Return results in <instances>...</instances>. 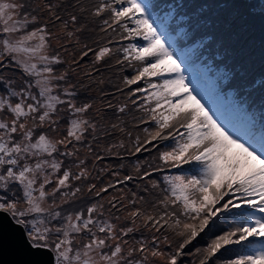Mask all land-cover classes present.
<instances>
[{"label": "snow or ice", "instance_id": "1", "mask_svg": "<svg viewBox=\"0 0 264 264\" xmlns=\"http://www.w3.org/2000/svg\"><path fill=\"white\" fill-rule=\"evenodd\" d=\"M162 10L152 0H99L91 11L83 0H0V216L23 231L33 253L48 254L47 264H183L187 246L224 214H231L226 219L235 227L216 235L202 250L196 249L198 264H212L222 250L242 243L247 245L244 254L217 260V264H264V119L257 126L247 117L241 127L204 102L185 74L167 26L160 23ZM105 13L106 28L101 31L119 28L124 33L120 39L143 41L120 49L123 58L117 60L135 69L124 83L137 85L130 89L132 95L147 94L140 110L155 125L144 129L143 140L137 136L132 141L135 152L171 138L175 145L159 155L164 166L199 165L198 174L164 177L166 194L157 201L164 210L156 215L137 207L146 196L135 192L128 201L131 211L123 203L125 196L108 200V217L99 199L86 207L74 206L85 195L101 198L115 187L83 184L90 172L80 156L81 148L99 161L103 157L93 145L114 132H125L122 121L105 119L106 109L96 108L90 117L94 104L78 99V87L88 85L70 82V75L89 53L94 55L93 65L111 55L109 47L94 50L87 42L92 21ZM41 14L46 17L43 22ZM164 15L167 19L173 11ZM60 35L79 46L75 54L64 48L69 60L51 50V40H59ZM65 64L68 67L60 70ZM141 81L146 87L138 86ZM260 91L264 92V82ZM237 110L244 113L243 105ZM118 111L124 113L125 107ZM140 123L147 121L141 118ZM115 147L123 148V141L110 145L109 155H119L113 152ZM152 171L140 175L136 169L141 180ZM132 179L125 175L118 183ZM156 187L152 182L143 191L150 194ZM121 209L131 226L113 222L121 219ZM137 221L145 229L164 233L169 249L173 245L167 232L173 233L178 238L174 250L162 251L156 235L129 246L125 237L140 230ZM31 264L45 262L37 259Z\"/></svg>", "mask_w": 264, "mask_h": 264}, {"label": "trees", "instance_id": "2", "mask_svg": "<svg viewBox=\"0 0 264 264\" xmlns=\"http://www.w3.org/2000/svg\"><path fill=\"white\" fill-rule=\"evenodd\" d=\"M95 1L96 0H83V3L91 11L93 10V3ZM217 4H220V6L211 9ZM254 8H258V0H213L209 7L204 6L202 13H200L203 18L196 22V27L193 31L187 30L188 28L185 27L186 25L180 26L179 19L177 22L174 19L160 18V23L167 26L168 35L171 37V41H173L174 49L179 53L192 54L194 51L193 49H198V52L202 49L212 51V53H206L200 56L204 57L203 64H199L197 61L195 66L202 67L190 74V78L193 80L194 86L201 88L199 91L200 95L204 96L207 93L212 94L213 99L208 101V105L212 107L214 111H217L224 120L236 123L241 127L247 124V117L254 119L257 126H259L260 121L264 119V92L260 91V84L264 82V71L258 72L256 70L253 72L254 69L258 68L255 67V65L247 72L241 71L242 68L250 67L254 62L253 57L247 60V54L243 52L244 49L249 47L250 41L260 40L264 42V15L259 11L252 12L251 9ZM248 13L250 14L248 17L253 24V29L258 27L263 29V33L258 39L252 37L250 40H246L241 44L240 39L234 36V31L216 28V25H218L217 22H219L222 27L224 20L229 17V20H231H228L226 24V26L229 27L228 25L231 24V22H239L238 18L245 17ZM60 14L62 16L64 15L63 13ZM205 14H207L206 17ZM254 14H257L256 23L253 18ZM41 18L45 19L46 17L44 14H41ZM103 19L105 18L102 16L99 17L96 22L93 23L92 21V25L96 26V28L93 30L92 34L91 32L88 33L89 38L87 42L92 44L90 46L94 48L100 47L105 38L116 34L108 30L101 31V28H106L102 23ZM240 24L241 23L238 25ZM203 26H205V28H203ZM50 30L56 31V29H52L51 26ZM220 30H223L224 34L220 35ZM172 36L174 37L172 38ZM64 38L66 37L60 35L59 40L53 39L51 41V47L58 45ZM110 45L111 41L106 43V46L110 47ZM67 46L70 47L67 49V51H70L69 53L75 54L79 51V46L76 45L74 41H69ZM55 51H61L60 54L65 60L70 59L64 50L56 49L53 52ZM258 51L264 52V47L259 48ZM220 55H224V58L220 59ZM90 56L89 53L88 57L81 61L80 67L76 68L75 73L70 75V82L79 84L80 81H83L85 85H88L87 89L78 87V99L80 102H84L88 98L96 100L101 96L100 90L106 89L108 97L103 101V104L105 106L108 104L112 105L111 114H115L119 122H123L120 126L125 129L124 133L118 131L114 132L112 135L101 139L98 144L93 145L94 151L103 157L101 160L97 161L94 156L88 155L85 148H81L80 152V155L86 158V167L90 172L88 182L95 183L98 187L106 186L109 183L115 185V187L109 189L106 194L102 193L101 198H96L94 195L92 196L94 202L99 199V202L104 204L105 214L109 215V205L107 201L113 197L119 199L121 196H132L134 192L137 193V196L145 195L143 189L146 185L148 186L149 181L151 184L155 182L162 192V189H164L167 183L163 181L164 178L162 177L161 170L152 171L153 169H158L157 162L154 163L153 160L149 159L153 149L156 147L147 146V151L142 150L139 153L135 152V146L132 141L137 136L143 140L147 136L144 129H153L154 124L149 120L146 113L143 114V112L139 111V108L128 104V100L127 102L124 101L128 98L125 94V89L128 85H125L124 78L130 74H125L120 67L113 68L112 65L109 64L93 65L92 61L94 58ZM194 58L197 57L194 56L192 60ZM59 67L60 70H64L68 65L65 64ZM72 67H75V65ZM128 70L131 71V68ZM88 72L92 73L91 77L85 76V73ZM92 81L95 82L93 83ZM101 81L103 83H100ZM238 105H243L244 113L237 110ZM120 107H125L124 113L118 111ZM141 118L147 121V123H140ZM128 132H131V137L127 135ZM121 141H123L124 147H115L113 149V152L119 153V155H109L106 149L110 145H119ZM137 167L140 169V175L146 170L152 171V175L144 180L139 179L136 172ZM125 175H131L133 179L123 184L118 183V181L123 180ZM138 180L141 182H137ZM80 202L81 207L87 206L84 204V199L80 200L74 206L77 207ZM123 203L129 206L126 199L123 200ZM153 204H157V202L150 199V203L148 204L138 202L137 207L153 215L163 212V207L158 204L154 211L152 207ZM129 209L131 208H128V210ZM112 214L116 215L117 213L113 210ZM230 215L231 214H224L217 218L215 223L207 229L205 233H202L197 240L187 246L185 249L186 255L182 258L184 264H187L188 261L194 262L191 261L190 255L187 254L191 252V249L199 246H206L216 235L228 230V225L230 226V224L226 217ZM113 222L118 223V221L115 220ZM129 224V226H131V223ZM142 234H146L145 231H142ZM151 234L152 233H150V235ZM163 235L164 233L161 235L162 238ZM167 235L173 243L174 234L167 232ZM162 243H164L163 239L161 245ZM243 249H247V245L244 243L228 246L218 254L212 264H217V260H221L220 255L237 257V254L239 256V250ZM193 256H195V253Z\"/></svg>", "mask_w": 264, "mask_h": 264}, {"label": "rangeland", "instance_id": "3", "mask_svg": "<svg viewBox=\"0 0 264 264\" xmlns=\"http://www.w3.org/2000/svg\"><path fill=\"white\" fill-rule=\"evenodd\" d=\"M212 1L213 0H202V1L201 0H152V2L158 3L162 6L163 10L160 13V18H162L163 16L165 17L164 13L171 10V11H173V14L175 16L180 17V19L178 18L179 23H180L179 25L180 26L186 25L185 27L188 28L187 30H189V31H193L195 29L196 22L198 20H200L201 18H203L200 15V13H202L204 6L209 7L210 4L212 3ZM98 3H99V0H96L93 3V6L98 4ZM166 5H173V6L179 5V7L173 8V9H168L167 7H164ZM219 6H220V4H217L214 7H212L211 9H215L216 7H219ZM251 11L252 12L259 11L260 13H262L264 15V0H258V8L251 9ZM174 15H172L171 17H169L167 19H172V20H173V18L175 19ZM248 15H250V14L248 13L245 17L238 18L239 22H237V23H235L234 21L231 22V24L228 25L229 27L226 26V24L229 20V17H228L222 23V27L220 26V23L217 22L218 25H216V28H218V29L222 28V29L227 30V31H234V36L238 37L240 39L241 44L246 40H250L252 37H256L258 39L262 35L263 29L259 28V27L256 29H253V24H252L251 20L249 19ZM206 16H207V14H205V17ZM103 17L105 19H107L108 14L107 13L103 14ZM253 18H254V22L256 23L257 22V14H254ZM97 19L98 18H95L93 20V23L96 22ZM42 22H43V18H42ZM239 23H241V24L238 25ZM90 28H91V34H92V32H93V30H95L96 26H93L91 23ZM203 28H205V26H203ZM108 31L112 32V33L115 32L116 34L113 36H109V37L105 38L103 44L100 47L106 46V43L111 41L110 47L109 46H107V47H109L112 50V52H111L110 56L105 57V59L97 65L109 64V65H112L113 68H119L120 67V69H122L125 72V74H130L127 77H131L132 75L135 74V69L133 67H129L127 64H117V60L123 58V52L119 51V50L122 49L123 47H126L130 42L142 44L143 41L139 40V39L134 40V41H128V40L120 39V37L122 35H124V33L119 28H116L115 31L108 29ZM219 33H220V35H222V34H224V31L220 30ZM68 43H69V40L64 38L63 40L60 41V43L58 45L52 46L51 50L52 51H54L56 49L64 50V48L69 49L70 47L67 46ZM90 45H92V44H90ZM100 47H96V48L93 47V49L98 50ZM262 47H264L263 41H260V40L250 41L249 47L244 49L243 52L245 54H247L246 55L247 60L253 57L254 62L250 67L242 68L241 69L242 72H247L254 65H255V67H258V68L254 69L253 72H255L256 70L258 72H260L262 70L264 71V58H263L264 52L258 51V49L262 48ZM193 50L194 51L192 54L191 53H182V54H179L178 56L180 57L183 64L190 66L192 70L196 71L197 67H194V64L197 61L199 64H203L204 57H200V56L202 54L212 53V51L202 49L200 52H198V49L197 50L193 49ZM69 52L70 51H68V53ZM90 55H91L90 57L94 58L93 53H90ZM194 56H196L198 58V60H197V58H194L192 60V58ZM219 58L220 59L224 58V55H220ZM129 68H131L132 72L130 70H128ZM185 74H187V73H185ZM138 86L143 88V87H146V84L143 81H141V82H138ZM136 87H137V85H128V87L125 89L126 90L125 94L128 96V98L124 101L127 102V100H128V102H129L128 104L133 106L134 104L132 103V101L135 100L136 104L134 106L139 108V110H140V105L143 103V98L147 94L146 93H136L135 95H132L130 92V89L134 91ZM100 93H101L100 98H98L96 100H94V99L92 100L90 98L85 100V101H90L94 104L93 110L88 115L90 117H93L95 114L96 108H101L102 110L106 109V111H104L105 119L109 120L111 122H114V123H118L119 120L116 117V115L111 114L112 108H106V106L103 104V101L108 97V95L106 94L107 90L102 89V90H100ZM102 93H103V95H102ZM178 138L179 137H177V139ZM154 143L156 144V148L153 149V152L149 156V159L153 160L154 163L157 162V165H158L157 168L161 169L163 178L165 176H168V177L177 176V175L189 176V175H195V174L199 173V165L196 162H191L188 164H181L179 167H171L170 165L164 166L163 163L159 160V155L161 152L170 151L171 148L175 145V141L173 139L169 138L168 140L157 141ZM81 158L86 160V158L84 156H81ZM163 181H165V179ZM137 182H141V181L138 180ZM87 183H90V182L85 181L83 184H87ZM148 186L149 187L151 186L150 181L148 182ZM166 187H167V184L164 187V189ZM164 189H162V192L159 190L158 187H156L155 189H151L152 193H150V194L145 193L144 196H146V201H144L143 203H145V204L150 203V199L155 200V202L163 199L164 195L166 194V193H164ZM132 198L133 197L131 195L127 196V199H126L127 202ZM83 199H84L85 205H88L90 202H94V199L92 198V196L89 197V196L85 195V197ZM77 207H81V202L79 203V205ZM128 208H131V206L129 205ZM155 209L156 208H153L154 211H155ZM131 210L132 209H129V211H131ZM104 215H105V217H108L107 214L104 213ZM118 215L121 217V219L117 223L118 225H120V226H129L130 225L129 223H131V221L124 219V217L127 216V212H125L124 210H120ZM137 224L140 225V230L137 232L131 233V234H129V236L125 237V239L128 240V242H129V246L134 245L136 243V241H138L142 238L146 239L148 241H151L153 235H156L159 239H161V242H162V239H163L161 237L162 233H156L154 230L145 229L142 226V221H137ZM142 231H145L146 234H142ZM150 233H152V234L150 235ZM177 239L178 238L174 236L173 243H172L173 249H169L167 244L164 242L161 245V250L165 251V252H168L170 250H174V247L176 246ZM169 241H170V238H169ZM164 246H166V247H164ZM204 247L205 246H202V247L199 246V247L191 249V252H190L191 255L189 257H191V261H194V262L188 261L187 264H198L200 256L196 252V249L199 248L202 250ZM194 253H195V256H193ZM220 258H221V260H228V259H234L236 257H232V256H228V255H220ZM161 264H162V262H161ZM183 264H184V262H183Z\"/></svg>", "mask_w": 264, "mask_h": 264}, {"label": "water", "instance_id": "4", "mask_svg": "<svg viewBox=\"0 0 264 264\" xmlns=\"http://www.w3.org/2000/svg\"><path fill=\"white\" fill-rule=\"evenodd\" d=\"M37 259L47 264L48 254L33 253L24 241L23 231L6 216H0V264H31Z\"/></svg>", "mask_w": 264, "mask_h": 264}, {"label": "clouds", "instance_id": "5", "mask_svg": "<svg viewBox=\"0 0 264 264\" xmlns=\"http://www.w3.org/2000/svg\"><path fill=\"white\" fill-rule=\"evenodd\" d=\"M242 250H239V253L241 252Z\"/></svg>", "mask_w": 264, "mask_h": 264}]
</instances>
